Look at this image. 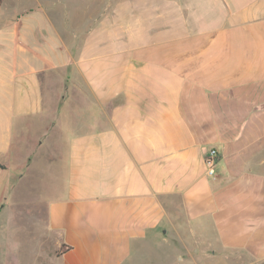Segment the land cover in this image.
Here are the masks:
<instances>
[{
    "label": "crops",
    "instance_id": "crops-1",
    "mask_svg": "<svg viewBox=\"0 0 264 264\" xmlns=\"http://www.w3.org/2000/svg\"><path fill=\"white\" fill-rule=\"evenodd\" d=\"M0 164L49 264H264V0H3Z\"/></svg>",
    "mask_w": 264,
    "mask_h": 264
},
{
    "label": "rangeland",
    "instance_id": "rangeland-1",
    "mask_svg": "<svg viewBox=\"0 0 264 264\" xmlns=\"http://www.w3.org/2000/svg\"><path fill=\"white\" fill-rule=\"evenodd\" d=\"M27 146L33 148L34 144ZM12 186L13 198L0 210V264H49L47 254L54 250L53 242L58 234L49 232L47 210L41 197L53 194L51 186L40 185L36 173L16 180Z\"/></svg>",
    "mask_w": 264,
    "mask_h": 264
},
{
    "label": "built area",
    "instance_id": "built-area-1",
    "mask_svg": "<svg viewBox=\"0 0 264 264\" xmlns=\"http://www.w3.org/2000/svg\"><path fill=\"white\" fill-rule=\"evenodd\" d=\"M218 158L219 152L216 148H211L207 151L205 157L207 175L213 179L217 177L216 165L218 162Z\"/></svg>",
    "mask_w": 264,
    "mask_h": 264
},
{
    "label": "trees",
    "instance_id": "trees-1",
    "mask_svg": "<svg viewBox=\"0 0 264 264\" xmlns=\"http://www.w3.org/2000/svg\"><path fill=\"white\" fill-rule=\"evenodd\" d=\"M2 1H3V0H0V4L2 3ZM0 168H1V169H5L6 167H5V165L0 164ZM68 249H69V247H67L66 250H68ZM61 253H62V252L58 251L57 254L60 255Z\"/></svg>",
    "mask_w": 264,
    "mask_h": 264
}]
</instances>
